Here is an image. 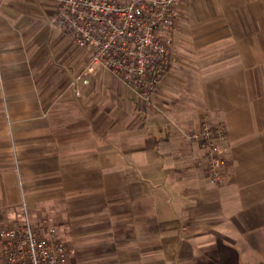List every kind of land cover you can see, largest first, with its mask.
<instances>
[{
    "label": "crops",
    "instance_id": "crops-1",
    "mask_svg": "<svg viewBox=\"0 0 264 264\" xmlns=\"http://www.w3.org/2000/svg\"><path fill=\"white\" fill-rule=\"evenodd\" d=\"M57 6L0 0V230L55 227L69 264H264V0H180L147 101L101 67L74 93L88 53ZM206 119L219 184L190 135Z\"/></svg>",
    "mask_w": 264,
    "mask_h": 264
},
{
    "label": "built area",
    "instance_id": "built-area-1",
    "mask_svg": "<svg viewBox=\"0 0 264 264\" xmlns=\"http://www.w3.org/2000/svg\"><path fill=\"white\" fill-rule=\"evenodd\" d=\"M57 1L59 26L88 53V62L71 80L74 93L80 95L101 67L147 101L169 71L171 54L163 32L173 24L180 0ZM190 135L205 150L209 182L224 181L231 169L222 152L225 126L206 119ZM0 238L4 264H69L68 246L55 227L36 228L27 220L2 228Z\"/></svg>",
    "mask_w": 264,
    "mask_h": 264
},
{
    "label": "rangeland",
    "instance_id": "rangeland-1",
    "mask_svg": "<svg viewBox=\"0 0 264 264\" xmlns=\"http://www.w3.org/2000/svg\"><path fill=\"white\" fill-rule=\"evenodd\" d=\"M63 30H64V29H63ZM64 31H65V30H64ZM65 33H66V34L72 39V42H73V44L75 45V42H74V40H73V37H72L70 34H68L66 31H65ZM165 39H166V38H165ZM166 41H167V39H166ZM167 44H168V41H167ZM75 48H76L77 50H79V51H82V52L84 51V50H81V49L77 48L76 45H75ZM168 48H169V47H168ZM81 70H82V69H81ZM81 70H80V71H81ZM80 71H79V72H80ZM79 72H78V73H79ZM78 73H77V74H78ZM45 228H46V227H45ZM0 239H1V238H0ZM2 260H3V263H2ZM2 260L0 259V264H4V258H3V256H2Z\"/></svg>",
    "mask_w": 264,
    "mask_h": 264
}]
</instances>
